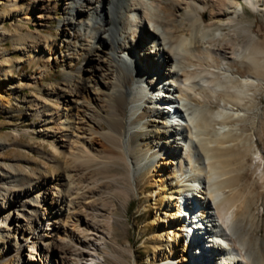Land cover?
Masks as SVG:
<instances>
[{
    "label": "bare ground",
    "instance_id": "bare-ground-1",
    "mask_svg": "<svg viewBox=\"0 0 264 264\" xmlns=\"http://www.w3.org/2000/svg\"><path fill=\"white\" fill-rule=\"evenodd\" d=\"M57 1L0 0L1 5H7L0 11V25L7 18L13 20L10 37L24 62L40 58L51 61L71 40H77L80 47L66 56L83 60L76 72L66 70L59 86H48L47 98H33L39 102L33 114L40 118L41 131L52 138L55 156L58 152L62 155L59 162L55 160V172L35 176L32 170L26 174L20 167L0 165V204L5 208L3 205L9 203L5 213H0L1 262L108 264L100 262L101 243L108 242L114 249L106 255L109 264H137L134 251L123 248L111 239L110 231L98 225L108 210L98 202L102 184L92 179L90 168L122 164L128 174L126 182L133 189L143 164L155 163L153 172L157 170L158 175L153 193L160 194L155 196L157 215L153 224L157 230L151 236L155 241L153 252L144 262L264 264L263 250L252 249L248 239L239 235L237 216L249 214L248 203L224 191L230 180L224 178L228 165L221 152L232 145L226 144L231 134L225 131L231 127L222 124L219 130L226 135L223 131L204 138L214 121L197 108L200 93L196 88L200 83L194 80L197 71L193 73L192 65L193 59L212 62L215 56L220 57L224 60L220 71L228 85L241 94L256 86L260 79L250 75L239 82L225 60L246 64L254 74L264 67V41L250 25H243L242 17L244 2L253 12H264L262 0H244L240 5L237 0H210V8L203 0H59L63 10L71 13L65 14L58 37L23 30L20 22L32 21L45 27L56 11ZM174 7L179 15L169 19V8ZM233 27L232 33L223 32ZM209 32H216L210 40ZM140 34H147L142 42L136 39ZM239 34L252 43L243 48ZM36 35L39 42L24 41ZM130 59L135 60L134 65ZM49 68L43 67L39 74L28 78L29 83L22 81L13 86V94L38 87ZM5 69L4 74L10 70ZM1 77L0 81L5 79ZM160 86H167L171 101L159 99L163 91ZM0 91H7L3 83ZM10 101L0 95V110H6ZM140 102L147 103L143 107L149 118L134 127L136 122L131 116ZM230 110L231 106L222 101L220 111L213 116L222 121ZM5 145L0 140V150ZM144 148L152 151L151 155L143 162L137 161L135 156ZM154 151L160 153L158 161ZM184 165L190 166L185 173ZM113 176L111 181L124 194L121 206L127 209L133 190L120 182L122 177ZM48 187L54 192L49 198ZM113 220L109 214L107 226L111 227ZM230 235L237 236L240 247L247 249L245 257L231 245Z\"/></svg>",
    "mask_w": 264,
    "mask_h": 264
},
{
    "label": "rangeland",
    "instance_id": "rangeland-1",
    "mask_svg": "<svg viewBox=\"0 0 264 264\" xmlns=\"http://www.w3.org/2000/svg\"><path fill=\"white\" fill-rule=\"evenodd\" d=\"M36 1L39 3L41 0ZM203 1L208 4L209 8L211 7L212 4L210 0ZM243 1L244 0H237L238 5L243 3ZM57 2L56 11L52 19L45 24V27L32 24V21L20 22L22 28H24L23 30L26 32L30 29L32 33L40 32L42 36L58 37L63 29L65 14H70L71 12L70 10L64 11L63 4L59 0ZM262 3H264V0H262ZM242 5V7H244V12L242 14L244 20L243 25L246 27L250 25L253 32L261 38L260 40L264 41V12H253L245 2ZM6 8L7 5L0 4V11ZM169 9L172 16H170L169 19L179 15V10L177 8L174 7ZM32 17L35 18V15ZM233 30L234 27L231 29L225 28L223 32L232 33ZM13 32L14 22L10 18H7L5 22L0 25V77L2 76V79L5 78L1 80L0 83L4 84L7 91H0V95L10 98L11 101L10 106L6 110H0V140L6 144L5 148L0 150V165H11V167L15 169H18L16 167H20L19 169L26 174L27 172L30 174V170H32L35 172V176H41L43 174L48 175L55 172L57 169L55 160L59 162L62 155L58 152L55 156L56 149L55 145L52 143V138L47 137L45 132L41 131L43 127H40V118L33 114V109L39 102L37 103L36 100H33L35 97L41 99L42 96H45L47 98L48 86H59L64 82L65 74L68 70L76 72L79 67L82 66L83 60L81 58L72 60L73 58L69 57L73 56H66V54L70 55V53H73L74 50L79 48L80 44L77 40L68 41L67 45L65 44L61 49H58V52L56 50L57 53L53 55L54 58H51V61H47V58H40L26 63L23 60L22 52L15 51L14 49L15 41L10 37V34H13ZM3 33L5 34L4 36ZM215 33L216 32H209L208 39H212ZM146 36H141L140 34L136 39L142 42V39ZM31 40L39 42L40 37L36 35L34 39L30 37L24 38L26 42H30ZM238 42L243 48L252 43L250 39H246L242 34H239ZM45 54L46 57H50L48 52H45ZM155 54H157V52ZM6 59L9 61H6ZM222 61L224 62V60L216 56L213 58L212 62L209 60L200 61L193 59L192 65L195 68L193 73L197 71L195 73L197 77L194 78V80L197 79L196 82L200 83V86L196 88V93L198 92L201 94L198 95V104L196 102V105L198 106L197 108L203 111V114L207 118H210L212 122H216H213V126L205 132L206 134H204V136H207L204 138H212L214 134L218 132L222 133L224 130L221 131L219 128L224 125H227L228 128L231 127L229 129L226 128L225 131H230L229 134H231L226 144L232 145L221 152L223 161H226L228 165V174L224 178L230 180V184H228L229 187L224 191L226 195L234 193L237 198H241L248 203L249 214L244 217L237 216V223L240 227L239 235L248 239L252 249L263 250L264 254V67L260 69L261 71L258 70L254 74L246 64H242L237 60H225V62L227 61L226 66H229L232 72L236 74L235 76L239 82L250 75L256 76L261 80L256 86L246 88L245 93L241 94L234 86L226 83V79H224L223 73L220 71V67L223 65ZM6 62L9 63L7 67L5 66ZM130 62H132L133 65L135 64V60L133 59H130ZM47 66H50V68L41 76L38 87L32 86L24 88L22 91H18L17 95L13 94V90L11 89L13 86L18 85L22 81L29 83L30 81L28 78L39 74L41 69ZM67 67L68 69H65ZM5 68H10L6 74H4L5 70H7ZM165 68L167 69V67ZM217 70L220 73H218ZM195 74L193 77H195ZM239 82H237L238 85ZM207 84L208 86H206ZM222 84L226 86H222ZM210 92H212V94ZM210 94L211 96H209ZM213 94H216V96ZM203 95H205V97ZM209 97L212 102H210ZM205 98L209 100L205 101ZM222 101L231 106L233 113L231 110L230 112L228 111L229 113L227 112V116L225 115V119H227L225 120L223 118L221 121L213 115H216V113L220 111V103H222ZM143 106L148 105L147 103L140 102L133 111L131 118L136 122V124L133 125L134 127L139 123L145 122L149 118V112L145 111V107ZM207 111L209 112L208 114ZM129 114L128 112V115ZM211 116L215 118L213 119ZM45 129L46 128H44V130ZM226 132L224 133L225 135ZM232 142H234L235 145ZM177 143L179 142L176 141V144ZM236 145L238 146L236 147ZM59 150L61 151V149ZM151 152L152 151L149 152L144 148L142 152L135 156V159L137 161L142 160L143 162L147 155H151ZM154 153L155 159L158 161L161 158L160 153L157 151H154ZM53 156L54 159H52ZM154 164H143L144 166L139 174L137 186L133 189L126 182L128 174L126 168H124L122 164L103 168H90L92 179L102 184L100 189L101 199L98 202H100V205L104 203L106 205H104L106 210H108L106 211V216L98 221V225L106 232L110 231L111 239H115L123 248L134 251L137 264H147V262H144V258L153 252L152 246L155 243L151 236L156 233L157 230L156 225L153 224V220L157 215V205L155 204L157 202L156 197H159L160 194L154 195L153 193L155 190L154 180L158 175L157 170L153 172ZM182 168L184 169L183 173H185V170H188L190 166L188 165L185 167L184 165ZM113 175L122 177L123 179H121L120 182L124 183L127 190H133L130 194L131 197L127 209L121 206L120 200H123L124 194L120 193L111 181L114 177ZM52 189L53 188L48 187V198L54 193ZM8 204L9 203H6L3 206L7 208ZM8 207L10 208V206ZM5 208H2L0 204V213L4 214L6 211ZM109 214H112L114 217L111 227L107 226ZM215 237L218 238L217 236ZM230 238L231 245L245 257L247 249L243 250V248L240 247L237 236L230 235ZM17 242L18 241L15 240L13 244L16 245ZM8 248L11 250V247ZM110 253H114L111 244L108 242L105 244L101 243L100 257L102 259L100 262L102 261L109 264L106 255ZM126 259L132 263L130 257L126 256ZM1 260L2 255L0 252V264H3ZM247 263L253 264L250 261H247Z\"/></svg>",
    "mask_w": 264,
    "mask_h": 264
}]
</instances>
